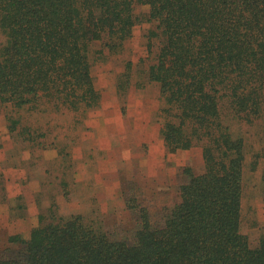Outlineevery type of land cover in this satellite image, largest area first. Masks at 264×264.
Instances as JSON below:
<instances>
[{
    "label": "trees",
    "instance_id": "16d2710c",
    "mask_svg": "<svg viewBox=\"0 0 264 264\" xmlns=\"http://www.w3.org/2000/svg\"><path fill=\"white\" fill-rule=\"evenodd\" d=\"M142 22L151 27L140 60L153 59L140 73L167 104L165 144L200 145L204 171L185 169L180 200L158 221L141 206L130 236L58 217L0 249V264H264V239L252 245L242 231L245 138L233 126L264 113V0H0V106L97 105L93 45L119 51Z\"/></svg>",
    "mask_w": 264,
    "mask_h": 264
},
{
    "label": "rangeland",
    "instance_id": "374dc122",
    "mask_svg": "<svg viewBox=\"0 0 264 264\" xmlns=\"http://www.w3.org/2000/svg\"><path fill=\"white\" fill-rule=\"evenodd\" d=\"M147 10L135 6L138 14ZM150 27L136 25L119 51L102 48L100 41L93 45L97 105L0 106L1 250L17 247L13 239H27L38 225L74 214L94 228L130 236L141 206L158 221L164 207L180 200L185 169L204 171L200 145L170 152L161 134L167 104L159 84L140 73L153 59L152 54L144 64L140 60L148 55ZM128 61L131 85L119 89ZM9 117L18 120L12 131ZM233 126L245 138L242 231L257 245L264 239V113L253 123Z\"/></svg>",
    "mask_w": 264,
    "mask_h": 264
}]
</instances>
